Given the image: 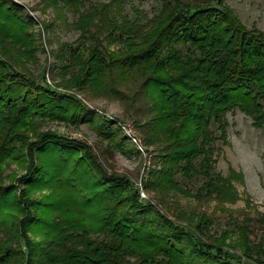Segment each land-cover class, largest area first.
Here are the masks:
<instances>
[{"label":"trees","instance_id":"1","mask_svg":"<svg viewBox=\"0 0 264 264\" xmlns=\"http://www.w3.org/2000/svg\"><path fill=\"white\" fill-rule=\"evenodd\" d=\"M46 1L71 10L70 26L80 33L55 56L66 84L134 105L148 101L144 140L157 145L165 166L145 188L160 202L172 190L198 201L236 202L232 182L243 183L242 174L215 171V142L225 140L226 113L234 108L264 127V32L247 28L221 0H161L151 17L131 0ZM32 23L17 4L0 0V170L7 160L28 157L19 181L49 189L29 202L25 191L0 181V264H236L233 252L205 234L208 216L194 224L172 220L140 200L125 175L107 176L94 157L78 155L87 150L80 142L51 132L28 141L22 129L32 116L73 122L94 116L27 72L24 61L36 52ZM101 125L114 149L133 153L112 122ZM192 179L201 182L195 192L181 185ZM30 231L42 240L33 241Z\"/></svg>","mask_w":264,"mask_h":264},{"label":"rangeland","instance_id":"2","mask_svg":"<svg viewBox=\"0 0 264 264\" xmlns=\"http://www.w3.org/2000/svg\"><path fill=\"white\" fill-rule=\"evenodd\" d=\"M11 1L21 7L24 16L33 21L28 32L35 40L36 52L34 59L24 61L27 72L43 85L47 84L62 95L74 98L94 115L90 122L32 116L28 119L29 125L22 129L28 141L36 142L43 133L51 132L70 141L80 142L87 150L80 151L78 155L94 157V165L107 176L125 175L130 182L129 189L138 190L140 200L154 203L172 220L182 224H194L202 215L208 216L213 222L205 225V234L218 238L217 241L223 243L221 248L233 252L239 258L236 264H264V127H255L248 115L234 108L226 113L228 125L225 129V140L219 139L215 142L219 148L215 155V171L228 176L231 168L242 174L243 183L232 182L239 194L236 202L219 204L214 199L198 201L175 190L169 191L167 198H164L165 202H160L159 193L145 188L147 180L153 178V171L165 166L157 145L148 144L144 140L146 129L143 124L150 116L145 107L148 101L141 99L134 105L116 96L92 93L66 84L69 76L60 75V65L55 56L61 44L73 43L80 35L78 30L70 26L76 18L75 15L61 3L57 8L46 0ZM106 1L108 0H87L85 5ZM130 2L149 17L161 8V0ZM221 2L230 7L247 28L264 32V0ZM126 10L130 12L128 5ZM105 121L112 122L113 129L124 139L125 147L131 148L133 153L130 156L114 149L111 142L101 135L99 130H103L101 124ZM129 134L136 138V142ZM44 157L39 156L37 163L44 160ZM27 159L28 157L24 160L5 161L0 170V181L4 185L14 184L17 194L25 191L26 196L23 198L32 202L42 199L49 193V189L30 190L19 181L28 172ZM200 184L197 179L181 182L182 186L192 192H195ZM179 216L181 218H178ZM21 217L22 215H19V219ZM200 235L206 239L203 232H200ZM28 236L33 241L42 240L37 231L28 232ZM218 242L213 241L214 244L220 245ZM246 250L248 254L245 253Z\"/></svg>","mask_w":264,"mask_h":264},{"label":"built area","instance_id":"3","mask_svg":"<svg viewBox=\"0 0 264 264\" xmlns=\"http://www.w3.org/2000/svg\"><path fill=\"white\" fill-rule=\"evenodd\" d=\"M129 137H131L132 140H133L134 142H136V138H135L134 136H132L131 134H129Z\"/></svg>","mask_w":264,"mask_h":264}]
</instances>
